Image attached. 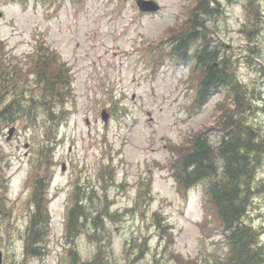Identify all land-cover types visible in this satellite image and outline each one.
I'll return each mask as SVG.
<instances>
[{
	"label": "rangeland",
	"instance_id": "374dc122",
	"mask_svg": "<svg viewBox=\"0 0 264 264\" xmlns=\"http://www.w3.org/2000/svg\"><path fill=\"white\" fill-rule=\"evenodd\" d=\"M156 1L158 11L141 12L135 0H0L1 55L7 61L11 51L28 56L44 43L69 67L71 80L64 118L51 120L38 109L32 120L18 117L0 130V171L7 183L4 209L0 207L3 264L24 258L37 167L49 179L50 230L46 253L30 256L24 264H65L73 245L78 255L74 264H87L98 248L107 264H214L224 258L225 234L204 204L201 184L184 192L176 187L170 146L211 127L209 138L217 142V124L236 108L224 86L199 109L191 105L193 48L185 58L158 57V51L169 47L173 29L195 0ZM217 1L220 12L206 22L212 42L219 45L217 57H227V71L247 88L251 104L245 119L264 133V0H254L258 20L253 29L246 0ZM103 108L109 112L106 123L100 117ZM104 162L114 168L111 181L98 176ZM255 176L258 188L245 219L264 240V160ZM77 185L90 213L107 207L119 218L114 222L100 214L102 228L87 221L73 241L65 232V218ZM154 211L171 225L167 250L152 221ZM93 229H99L100 240L88 236Z\"/></svg>",
	"mask_w": 264,
	"mask_h": 264
},
{
	"label": "trees",
	"instance_id": "16d2710c",
	"mask_svg": "<svg viewBox=\"0 0 264 264\" xmlns=\"http://www.w3.org/2000/svg\"><path fill=\"white\" fill-rule=\"evenodd\" d=\"M245 8L248 10L249 29H253V26H257L258 20V9L254 5V0H246ZM219 12L217 0H195L194 4L188 8L187 16L177 29H173L175 37L167 43L169 47L165 51L164 49L158 51V57L172 54L185 58L189 49L193 48L191 77L195 82V92L191 105L199 109L213 91L226 86L229 89L226 97H233L236 112L233 110L230 112L229 109L230 114L223 115L226 120L217 124V128L221 131L217 142L209 138L208 133L211 127L208 132L195 131L185 142L171 145L175 155L169 168L180 192L201 184L204 204L209 205L218 227L224 231L227 252L221 262L214 264H264V240L261 231L245 219L258 188L253 181L256 178L255 172L264 160V133H260L257 127H253L245 119L251 98L245 85L234 76L233 72L227 71L229 69L227 57H221L220 68L214 65L218 60L219 47L217 46L219 45L212 42V35L206 22L209 17ZM0 49L1 56L2 48ZM28 57L26 66L28 75L23 74L24 81H20L22 75L18 74L17 68H13L12 71L8 61L0 57V130L18 117L32 120L38 109L44 111L51 120L62 119L67 112L64 104L70 91L69 67L58 58L54 50L49 49L44 43L37 46L36 52ZM30 74L33 75L29 79ZM12 86L18 93L11 95V99L8 100L6 93L12 90ZM24 90H28L26 96L23 95ZM59 103L62 108L58 111L56 106ZM48 154L45 153L46 161H48ZM2 160L3 154L0 152V167ZM37 168L29 197L33 203L29 206V219L23 235L24 258L19 264H24L30 256H41L46 253V240L50 230L47 202L49 179H43L38 174ZM114 174L111 164L104 162L100 166L98 176L102 180L111 181ZM81 189L79 185L75 187L73 200L66 210L65 232L73 241L87 221L100 225L102 228L100 214H107L114 222L119 218L117 211L107 210V207L96 208V213H90L82 201V195L79 196ZM6 194L7 183L4 174L0 171L2 210L4 209L3 198ZM208 215H210L209 209L206 210L205 218ZM152 221L159 230V236L161 235L162 238L160 240L165 248V243L171 240V225L159 211L153 212ZM91 232L92 234L87 233L89 237L101 239L99 229H93ZM170 254L180 261L176 251H170ZM77 260L78 255L74 245L73 248H67L65 264H74ZM107 260L108 257L105 254L101 256L98 248L84 262L107 264Z\"/></svg>",
	"mask_w": 264,
	"mask_h": 264
},
{
	"label": "flooded vegetation",
	"instance_id": "af4514ba",
	"mask_svg": "<svg viewBox=\"0 0 264 264\" xmlns=\"http://www.w3.org/2000/svg\"><path fill=\"white\" fill-rule=\"evenodd\" d=\"M8 54H9L8 61H10V63H11V70L13 71V68L14 69L17 68L18 74L22 75L20 81H24L25 77L23 76V74L28 75V70L26 69V66H27V63L29 61V57H27V56L18 57L16 55L14 56L12 51L9 52ZM21 55H23V54H21ZM221 57L222 56H220V58H218V60L216 62V66L218 68L221 67V60H222ZM224 87H226V86H224ZM11 89H12L11 91H8L6 93L8 100L11 99V95L13 96L16 92L18 93V91L16 89H14V86H12ZM13 91H15V92H13ZM22 92L24 93L23 95L26 96V93H28V90H24ZM41 92H42V90H41Z\"/></svg>",
	"mask_w": 264,
	"mask_h": 264
},
{
	"label": "water",
	"instance_id": "95a60500",
	"mask_svg": "<svg viewBox=\"0 0 264 264\" xmlns=\"http://www.w3.org/2000/svg\"><path fill=\"white\" fill-rule=\"evenodd\" d=\"M135 3L139 9V11L141 12H155L157 10H159V4L155 1V0H135ZM0 16H1V12H0ZM100 116L101 119L103 120L104 123L107 122L109 113L107 112V110L105 108H103L100 111ZM14 128L10 127L8 130V135H7V139L10 138V136L13 133ZM25 147H27V145H25ZM64 165H62V169H64ZM0 264H3L2 262V251L0 249Z\"/></svg>",
	"mask_w": 264,
	"mask_h": 264
},
{
	"label": "bare ground",
	"instance_id": "6f19581e",
	"mask_svg": "<svg viewBox=\"0 0 264 264\" xmlns=\"http://www.w3.org/2000/svg\"><path fill=\"white\" fill-rule=\"evenodd\" d=\"M263 158H264V156H263Z\"/></svg>",
	"mask_w": 264,
	"mask_h": 264
}]
</instances>
